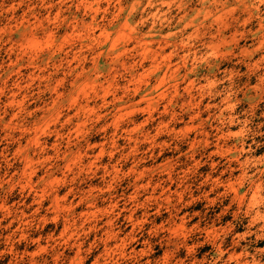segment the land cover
<instances>
[{
    "label": "rangeland",
    "instance_id": "374dc122",
    "mask_svg": "<svg viewBox=\"0 0 264 264\" xmlns=\"http://www.w3.org/2000/svg\"><path fill=\"white\" fill-rule=\"evenodd\" d=\"M0 264H264V0H0Z\"/></svg>",
    "mask_w": 264,
    "mask_h": 264
}]
</instances>
